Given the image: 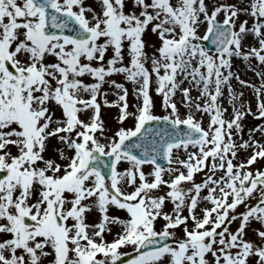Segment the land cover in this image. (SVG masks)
<instances>
[{
  "label": "snow or ice",
  "instance_id": "6c2138e0",
  "mask_svg": "<svg viewBox=\"0 0 264 264\" xmlns=\"http://www.w3.org/2000/svg\"><path fill=\"white\" fill-rule=\"evenodd\" d=\"M234 57L264 65V0H0V264H264V73Z\"/></svg>",
  "mask_w": 264,
  "mask_h": 264
},
{
  "label": "rangeland",
  "instance_id": "374dc122",
  "mask_svg": "<svg viewBox=\"0 0 264 264\" xmlns=\"http://www.w3.org/2000/svg\"><path fill=\"white\" fill-rule=\"evenodd\" d=\"M227 2L229 3H239L240 0H227ZM247 2V0H245V3ZM85 3L86 4H90V5H95V0H85ZM244 17L242 16L241 19H243ZM203 32V27L201 28V34ZM153 39H155V37H152ZM146 40L149 39V37H145ZM254 40L252 39L251 36L248 37V39L245 41V44L247 45H252L254 44ZM251 65V66H250ZM252 69H255V71H253ZM232 70L234 72V74H238L240 76V78L242 80H245V81H248L250 84H253V85H256L257 87L260 86V84L262 83L261 79L259 77L256 76V72H261V73H264V65H261L259 64L254 58L251 59L250 62L248 61H243L242 59L240 58H232ZM114 79H117L118 81H122V77L120 76H115L113 77ZM231 84H232V87L233 89L236 91V92H243L244 93V96L242 97L243 100H246V101H251L253 100V90L251 88H246V87H243L241 86L235 79H232L231 81ZM186 86V84H185ZM105 88H107V85L104 86ZM126 87L129 89V97H128V100H129V103L130 104H133V103H136L135 101V98L131 95V88H132V85L130 83H126ZM153 95V99L155 101V104H156V107L154 109L155 113L157 115H161L163 114V109L160 107V101H161V98L156 96V94L153 92L152 93ZM191 95L193 97H196L198 95V92L196 89H192L191 91ZM108 100H113L115 99L114 96H112L111 94H109V96L107 97ZM175 101L177 102L178 106L180 107V111L182 114H184L187 109H185L183 106L180 105V100H181V94L179 92L176 93V96L174 97ZM222 104L224 107H226L228 109V112L225 114L226 117L231 113V105L228 104L227 102V98H226V91H225V98L222 99ZM253 106H254V103H253ZM117 109L116 108H112V107H104L103 104H102V108H101V112H102V118L103 120L105 121V126H106V131L109 135H111V133L117 128L119 127V125L116 123V115H117ZM197 118H199V115H197ZM205 120V123L207 121V117L205 116L204 118ZM243 125H244V132H243V136H244V139H247L248 137V128L250 127H255V125L257 123H259V121L257 120H254L251 116L247 117L244 121H242ZM125 127H131L133 126V122L131 120L127 121L126 124L124 125ZM257 138L259 139V134H257ZM239 142V141H237ZM248 155H250V150L248 151H244V150H241V152L238 154V160H244ZM234 162H237V161H234ZM126 165L122 164L121 165V169L123 167H125ZM264 166V161H260L258 162L257 164L251 166V167H262ZM145 171H150V167L146 166L145 167ZM168 177L165 176V179H167ZM203 177H202V174H198L196 176V180L199 181L201 180ZM171 209V204L169 203L167 205V208L166 210H170ZM119 215L121 216H124L125 213H123L122 211H120L118 213ZM94 219V216H90L89 217V220H93ZM163 222L162 221H158L157 224H156V227L159 228L161 226ZM237 225L234 224L232 225L231 227L232 228H235ZM177 235L179 236L181 234V230L180 229H177ZM108 240H111L112 239V236H107L106 237ZM122 251H129L127 249H122Z\"/></svg>",
  "mask_w": 264,
  "mask_h": 264
},
{
  "label": "water",
  "instance_id": "95a60500",
  "mask_svg": "<svg viewBox=\"0 0 264 264\" xmlns=\"http://www.w3.org/2000/svg\"><path fill=\"white\" fill-rule=\"evenodd\" d=\"M207 47H210V45L207 43Z\"/></svg>",
  "mask_w": 264,
  "mask_h": 264
}]
</instances>
